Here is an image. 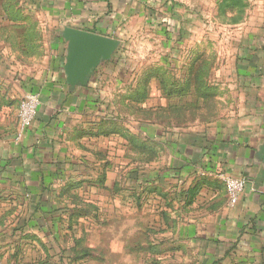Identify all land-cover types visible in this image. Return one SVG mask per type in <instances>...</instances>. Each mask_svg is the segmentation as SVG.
<instances>
[{
  "label": "crops",
  "instance_id": "obj_1",
  "mask_svg": "<svg viewBox=\"0 0 264 264\" xmlns=\"http://www.w3.org/2000/svg\"><path fill=\"white\" fill-rule=\"evenodd\" d=\"M204 21L214 30L238 32L235 56L246 64L237 68L245 76L238 86L254 89L250 101L246 93L240 99L250 111L206 125L200 124L196 91L204 54L197 35H191L190 64L178 65L176 59L188 27ZM72 29L116 42L108 59L80 76L66 70ZM141 40L158 41L157 62L170 56L173 64H127L121 59L127 46ZM222 82L216 87H229L228 80ZM27 94L37 95L40 106L17 140L16 104ZM0 112V167L19 185H41L47 170L55 175L51 184L81 157L68 147L97 158L101 151L84 143L105 138L117 146L125 139L130 167L143 170L144 181L206 175L216 191L218 183L224 186L221 174L243 178L244 192L234 205L224 197L214 235L201 247L220 264L243 248L264 258V0H0ZM129 117L138 124L134 130L123 126Z\"/></svg>",
  "mask_w": 264,
  "mask_h": 264
},
{
  "label": "rangeland",
  "instance_id": "obj_2",
  "mask_svg": "<svg viewBox=\"0 0 264 264\" xmlns=\"http://www.w3.org/2000/svg\"><path fill=\"white\" fill-rule=\"evenodd\" d=\"M187 32L183 54L176 56L178 65L192 60L188 52L193 48L192 33L205 54L200 58L196 89L200 124L250 111V104L240 103L245 93L250 101L254 89L238 86L245 76L237 68L246 65L238 53L235 56L238 32L214 30L206 21L189 26ZM160 48L158 41L131 42L121 59L131 65L173 64L170 56L157 62ZM47 62L48 57L39 61L40 71ZM226 80L228 88L216 87ZM123 123L131 130L138 126L134 117ZM124 140L120 139L119 146L108 138L84 143L88 150L101 151L98 162L95 154L85 156L84 151L68 147L73 157H81L47 187L36 185L34 195L32 186L14 183L0 167V264H216L201 243L207 245L214 235L211 227L224 197L230 206L224 186L218 183L216 191H211L206 175L157 176L144 181L143 170L130 167ZM131 173L137 180H131ZM254 252L243 248L225 264H264V258L257 260Z\"/></svg>",
  "mask_w": 264,
  "mask_h": 264
},
{
  "label": "water",
  "instance_id": "obj_3",
  "mask_svg": "<svg viewBox=\"0 0 264 264\" xmlns=\"http://www.w3.org/2000/svg\"><path fill=\"white\" fill-rule=\"evenodd\" d=\"M69 51L68 66L69 74L83 75L99 60L108 59L116 47V42L111 38L84 32L80 30H68ZM261 160L264 161V147L261 150Z\"/></svg>",
  "mask_w": 264,
  "mask_h": 264
},
{
  "label": "built area",
  "instance_id": "obj_4",
  "mask_svg": "<svg viewBox=\"0 0 264 264\" xmlns=\"http://www.w3.org/2000/svg\"><path fill=\"white\" fill-rule=\"evenodd\" d=\"M40 106V100L37 95H25L18 109V132L16 139L20 140L23 134L32 126ZM224 183L229 203L234 205L240 195L246 188V181L241 177L225 176L223 174L218 176Z\"/></svg>",
  "mask_w": 264,
  "mask_h": 264
},
{
  "label": "trees",
  "instance_id": "obj_5",
  "mask_svg": "<svg viewBox=\"0 0 264 264\" xmlns=\"http://www.w3.org/2000/svg\"><path fill=\"white\" fill-rule=\"evenodd\" d=\"M60 175H62V173H60ZM54 176H55L54 173H52L51 171H48V170H47V172L42 173V183H41V186L47 187L50 184V181L53 179ZM30 193L32 195L36 194V188L30 189ZM216 264H220V263H216Z\"/></svg>",
  "mask_w": 264,
  "mask_h": 264
}]
</instances>
